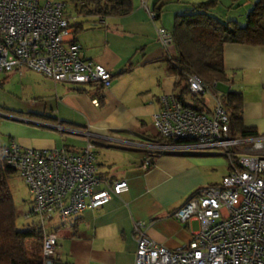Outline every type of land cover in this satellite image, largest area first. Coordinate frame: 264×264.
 Returning a JSON list of instances; mask_svg holds the SVG:
<instances>
[{
	"label": "crops",
	"instance_id": "obj_1",
	"mask_svg": "<svg viewBox=\"0 0 264 264\" xmlns=\"http://www.w3.org/2000/svg\"><path fill=\"white\" fill-rule=\"evenodd\" d=\"M60 1L72 38L86 58L110 72V86L99 100L90 85L53 82L27 69L0 71V84L13 80L19 99L13 115L1 113L8 119L0 122V135L23 147L77 151L89 134L95 140L96 177L107 183L125 179L128 190L101 207L68 218L64 227L54 218L50 230L59 234L55 260L57 264H133L137 221L145 222L148 238L176 249L190 240L198 223L178 222L171 212L194 190L219 183L229 171L227 158L217 149L159 150L160 137L152 126L160 96L174 95L181 87L167 71L169 53L160 45L157 30L170 33L175 15L190 12L204 0H130V12L121 16L97 14L92 3L80 0ZM225 1L227 15L218 11L217 3L208 14L244 26L260 0ZM148 11L156 17L151 19ZM234 12L240 16L231 15ZM222 60L229 81L205 94L210 106L202 97L203 112L211 113L216 94L238 93L243 126L264 135V45L224 43ZM95 97L97 106L92 103ZM186 101L191 102L188 97ZM146 157L152 160L148 170L141 166Z\"/></svg>",
	"mask_w": 264,
	"mask_h": 264
},
{
	"label": "built area",
	"instance_id": "obj_2",
	"mask_svg": "<svg viewBox=\"0 0 264 264\" xmlns=\"http://www.w3.org/2000/svg\"><path fill=\"white\" fill-rule=\"evenodd\" d=\"M148 15L156 17L154 11ZM72 33L60 0H0V71L27 69L53 82L90 85L102 95L110 86L111 74L84 56ZM157 35L168 51L170 33L159 28ZM186 81L191 94L209 92L195 74ZM159 102L160 110L151 116L156 134L191 141L185 147L166 144L159 150L217 149L227 158L229 171L219 183L194 190L171 212L178 222L198 223L186 244L168 249L148 238L145 222L137 221L133 264H264V135L231 136L221 94L214 96L210 114L181 105L171 94H163ZM92 103L98 105L97 97ZM87 136L77 151L23 147L14 138L0 140V158L31 195L26 216L35 217L41 232L42 264H54L59 238L58 230H50L54 218L64 227L68 218L101 207L128 190L125 179L107 183L96 177L95 140ZM151 165L146 157L141 166L148 170Z\"/></svg>",
	"mask_w": 264,
	"mask_h": 264
},
{
	"label": "trees",
	"instance_id": "obj_3",
	"mask_svg": "<svg viewBox=\"0 0 264 264\" xmlns=\"http://www.w3.org/2000/svg\"><path fill=\"white\" fill-rule=\"evenodd\" d=\"M92 3L94 12L102 15L121 16L131 10L130 0H80ZM217 0H204L195 4L191 11L175 15L170 32L171 45L166 59L167 71L176 76L180 86L173 98L185 107L205 111L202 97L191 94L187 76L197 75L213 90L218 83L229 81L223 68L222 46L224 43L264 45V0H260L246 16L244 26L236 21L221 22L208 14ZM98 95V88H93ZM229 118V133L236 137L257 136L253 128L244 127L240 118L242 99L240 94H221ZM191 102H187L186 98ZM161 145H187L189 140L159 138ZM15 173L0 158V264H42V237L34 216L32 225L25 230L16 228V211L7 180ZM27 215V213H26ZM34 230L37 235L34 239ZM32 240V241H31ZM31 241L32 244H29ZM54 264H57L54 259Z\"/></svg>",
	"mask_w": 264,
	"mask_h": 264
},
{
	"label": "rangeland",
	"instance_id": "obj_4",
	"mask_svg": "<svg viewBox=\"0 0 264 264\" xmlns=\"http://www.w3.org/2000/svg\"><path fill=\"white\" fill-rule=\"evenodd\" d=\"M235 1V0H233ZM226 1L225 0H220V3L218 1L217 7L218 11L224 15H227V8H224ZM231 15L233 16H240V13H232ZM1 74H0V80H1ZM13 80L10 81V83L7 82H2L0 84V122L4 121L8 118L3 115H8L11 116L14 114L13 111L18 110V103L19 99L17 100V96L15 95L16 93L14 90H16V83L12 82ZM213 91V90H212ZM204 99L207 101L208 105H211V99L209 95H205ZM22 102V101H20ZM23 103V102H22ZM0 140L2 142H6L7 138L1 137L0 135ZM8 186L10 188V192L13 198L14 202V207L16 211V228L19 230H25L27 228V225H32L33 221L32 218L25 217L26 213L29 210V205L31 201V195L28 192V189L26 185L23 183V180L17 175L14 174L11 177L8 178L7 180ZM193 228H197V224L194 223ZM37 235V230H34V239ZM32 241V240H31ZM31 241H29V244H32Z\"/></svg>",
	"mask_w": 264,
	"mask_h": 264
}]
</instances>
